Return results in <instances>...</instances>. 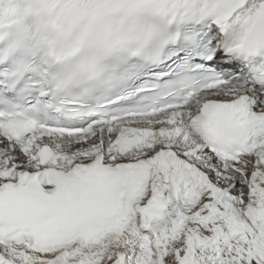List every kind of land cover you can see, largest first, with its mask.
<instances>
[{"label": "snow or ice", "instance_id": "1", "mask_svg": "<svg viewBox=\"0 0 264 264\" xmlns=\"http://www.w3.org/2000/svg\"><path fill=\"white\" fill-rule=\"evenodd\" d=\"M0 264H264V0H0Z\"/></svg>", "mask_w": 264, "mask_h": 264}]
</instances>
